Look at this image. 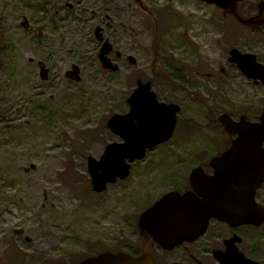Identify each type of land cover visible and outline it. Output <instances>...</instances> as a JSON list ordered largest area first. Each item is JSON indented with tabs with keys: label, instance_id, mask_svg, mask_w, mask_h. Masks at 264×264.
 I'll list each match as a JSON object with an SVG mask.
<instances>
[{
	"label": "rangeland",
	"instance_id": "obj_1",
	"mask_svg": "<svg viewBox=\"0 0 264 264\" xmlns=\"http://www.w3.org/2000/svg\"><path fill=\"white\" fill-rule=\"evenodd\" d=\"M264 65V0H0V264H72L139 250V215L232 138L227 112L257 120L264 84L229 50ZM162 63L170 80L152 71ZM161 67V68H162ZM137 80L181 107L173 137L96 193L87 158L117 141ZM179 180V178H178ZM264 202V185L258 191Z\"/></svg>",
	"mask_w": 264,
	"mask_h": 264
},
{
	"label": "water",
	"instance_id": "obj_2",
	"mask_svg": "<svg viewBox=\"0 0 264 264\" xmlns=\"http://www.w3.org/2000/svg\"><path fill=\"white\" fill-rule=\"evenodd\" d=\"M201 1L226 9L240 0ZM229 61L234 63L246 78L264 84V65L257 60L255 54L232 48L229 50ZM127 103V112L115 113L107 121L108 128L121 140L108 143L99 158H87L91 188L96 193L105 191L108 184H113L118 179H126L130 174L131 164L143 159L147 150L168 141L175 129L176 115L180 107L175 103L159 102L150 82L138 80L137 86L127 98ZM218 120L226 132L236 137L226 151L210 160V165L216 172L210 185L199 189L204 200L197 206L195 200L190 198L191 193L182 196L177 192H168L139 218L140 229L147 231L157 243H165L161 238L164 231L167 240L174 245L179 239H194L203 233L211 217L228 220L229 211H234V208L229 210L226 207L212 206L211 195L220 194V198L214 201H224L226 190L223 186L229 184L241 185L242 223L252 221V211L255 208H259L264 216V207L255 201V193L264 183V108L257 121L248 120L245 115L236 121L227 113L221 114ZM199 170L202 168L196 167L192 170L191 185H194ZM183 201L190 203L180 204ZM175 218L187 219L181 223L185 227L183 232L173 228ZM188 234L193 235L190 237ZM242 263L259 264L243 255ZM73 264L155 263L146 252L132 257L123 251H104Z\"/></svg>",
	"mask_w": 264,
	"mask_h": 264
},
{
	"label": "flooded vegetation",
	"instance_id": "obj_3",
	"mask_svg": "<svg viewBox=\"0 0 264 264\" xmlns=\"http://www.w3.org/2000/svg\"><path fill=\"white\" fill-rule=\"evenodd\" d=\"M156 97L159 102L176 103L160 99L157 93ZM178 114L176 117V127L174 133L176 132L179 124ZM230 117L232 116L230 115ZM232 118L237 120L234 117ZM231 137L232 138L228 140L227 144L225 143V147H223V149L220 146L214 155L207 160H203L196 166L201 167L202 170L198 171V175L194 179V185H191L190 183V174L192 171L189 172L186 178L183 176L178 177L174 174L173 177L175 179L172 182L173 188L166 193L177 192L182 196L191 193V200H195V204L199 206V202L204 200V196L199 193V189L210 185V182L212 181L211 178L216 172L211 167L210 160L214 156H220L231 146V143L235 138L234 136ZM117 138V141L121 140L119 136H117ZM223 188L226 190V193L223 195L224 201H214V199L220 198V194L214 193L211 195V198L213 199L211 205L214 207H226L229 210L234 208V211H229L228 220L211 217L203 233L194 237V239H179L180 241L178 243H174V245L167 240V234H165L166 232L164 231L161 238L165 243L162 245L154 241L147 231L140 229L139 227V218L141 214L151 208L155 202L158 201L157 199L149 207H147L137 219L139 229L138 239L140 241L139 250L120 251L126 252L132 257H138L142 253L146 252L150 254L155 264H243L242 255L248 259L258 262L259 264H264V216H262L259 208H255L252 211V221L242 223L241 185L229 184L223 186ZM259 190L260 189H258L255 193V201L258 205L264 207V202L260 199L258 194ZM187 203L190 202L183 201L180 204L187 205ZM185 220L187 219L175 218L173 220V228L177 231L180 230L183 232L185 227L182 226L181 223ZM192 235L193 234H188L187 236L191 237Z\"/></svg>",
	"mask_w": 264,
	"mask_h": 264
},
{
	"label": "trees",
	"instance_id": "obj_4",
	"mask_svg": "<svg viewBox=\"0 0 264 264\" xmlns=\"http://www.w3.org/2000/svg\"><path fill=\"white\" fill-rule=\"evenodd\" d=\"M162 63L159 62L157 59L154 60L153 66H152V71L154 72L155 76H158L157 69L160 68L161 70L163 69ZM169 74L166 72V70H162L161 75L165 80H170Z\"/></svg>",
	"mask_w": 264,
	"mask_h": 264
}]
</instances>
